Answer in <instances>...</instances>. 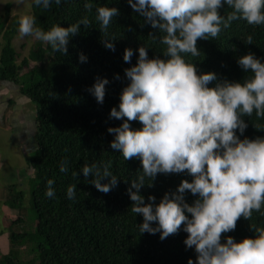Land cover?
Masks as SVG:
<instances>
[{
    "label": "clouds",
    "instance_id": "1",
    "mask_svg": "<svg viewBox=\"0 0 264 264\" xmlns=\"http://www.w3.org/2000/svg\"><path fill=\"white\" fill-rule=\"evenodd\" d=\"M61 2L55 0L56 4ZM127 2L163 33L150 34L152 39L166 45L163 57H149V47L138 46L136 63L124 69L129 82L120 92L118 107L113 106L109 113L122 121L107 129L114 134L111 148L119 150L125 160L138 158L141 162L127 188L133 201L131 210L143 216L137 225L139 231L159 232L163 239L182 227L188 233L184 244L196 252L195 260L189 258L187 264H264V226L251 225L255 235L239 242L231 235L222 242V234L234 230L240 217L249 219L254 210L264 215V136L241 138L248 127L245 116L255 112L264 117V57L252 51L238 57L240 67L251 73L242 82L220 79L214 71L198 72L196 63L186 57L199 56L198 39L218 36L234 20L264 24V0ZM32 3L50 8L53 0ZM93 6V0H85L86 9ZM225 6L229 9L226 15L221 12ZM96 13L107 32L119 9L102 4ZM89 23L84 16L67 26L57 23L45 30L36 25L35 15L25 14L20 17L19 32L67 54L70 38L82 24ZM246 39L251 43L253 37L248 35ZM103 43L115 50L114 39L105 37ZM133 54V48H125L123 60L130 62ZM78 58L87 60L83 52ZM213 81L214 86H209ZM108 83L107 77H97L90 86L97 102L103 103ZM133 120L141 126L132 127ZM110 163H85L72 175L77 177L82 172L85 178L91 177L88 182L96 189L108 192L120 180ZM185 170L191 181L181 180L176 190L166 191L158 203L153 194L145 202L139 190L145 184L151 186L158 173ZM60 171H68L66 159L60 163ZM54 185L55 180L49 178L45 193L49 198L56 196ZM76 190V183L69 184L66 195L75 198ZM186 190L195 196L190 203L185 200Z\"/></svg>",
    "mask_w": 264,
    "mask_h": 264
},
{
    "label": "trees",
    "instance_id": "2",
    "mask_svg": "<svg viewBox=\"0 0 264 264\" xmlns=\"http://www.w3.org/2000/svg\"><path fill=\"white\" fill-rule=\"evenodd\" d=\"M84 3L85 0H62L56 4L53 0L50 8L32 3L36 25L45 30L57 23L67 26L84 16L90 23L82 24L80 31L70 38L67 54L35 38L34 48L19 63V55L12 46L19 31V18L11 16L10 2L0 14V80L18 85L20 94L36 110V149L33 156L26 158L30 173L25 175L29 180L35 227L33 231L18 233L11 225L19 224L21 218L10 221L6 227L10 228L9 247L7 253L0 254V264H22L17 246L24 245L30 247L32 254L26 264H187L189 258L195 260L196 252L194 247L184 244L188 233L182 227L163 239L159 232L139 231L137 225L143 216L131 210L133 201L127 188L141 162L138 158L125 160L119 150L112 149L110 141L114 134L107 131L122 122L109 113L113 106L118 107L120 92L129 82L124 69L136 63L135 50L141 44L149 47V57H163L166 45L150 36L163 33L146 22L127 0H93L92 9H86ZM102 4L119 9L107 32L96 19V8ZM228 11L227 6L221 9L225 15ZM248 35L253 37L251 43L247 42ZM105 37L114 39L115 50L104 46ZM127 47L134 50L130 62L123 60ZM197 47L199 56L186 54V57L196 63L198 72L214 71L220 79L242 82L251 73L245 72L237 59L248 51L264 57V24L234 20L218 36L198 39ZM81 52L87 56L84 62L78 58ZM31 62L37 66L30 67ZM97 77L109 80L103 103L97 102L89 91ZM214 84L215 81L210 82L209 86ZM244 119L248 127L241 138L264 136V117L253 112ZM131 125L138 128L141 122L133 120ZM65 159L68 171L62 172L60 163ZM108 161L111 171L120 178L108 192L96 189L88 182L91 177L85 178L82 172L77 177L72 175L85 163ZM49 178L55 180L56 196L52 198L45 194ZM183 179L191 181L192 176L186 170L158 173L151 186L145 184L139 191L145 202L153 194L158 203L166 191H175ZM72 183L77 185L75 198L66 195L67 186ZM12 188V185L5 188L6 200L10 208L17 209L23 192ZM194 199V194L186 190L185 200L190 203ZM251 225L264 226V215L254 210L251 218L240 217L234 230L222 234V242L227 235L237 242L254 236Z\"/></svg>",
    "mask_w": 264,
    "mask_h": 264
},
{
    "label": "rangeland",
    "instance_id": "3",
    "mask_svg": "<svg viewBox=\"0 0 264 264\" xmlns=\"http://www.w3.org/2000/svg\"><path fill=\"white\" fill-rule=\"evenodd\" d=\"M7 2L12 4V17L16 16L20 20L21 16L25 14H31L32 0H0V14L3 12V7ZM35 43V37L22 36L18 31L12 40V46L19 55L17 61L18 63L21 61V59L29 55V49L34 48ZM33 66H37V64L31 62L30 67ZM14 135H17L16 132H14ZM8 148L9 149L6 150L4 147L0 149V152H2L0 157L7 164L6 167L0 168V254L7 253L8 251V234L10 232V228L8 230L6 227H9L10 221L21 218L22 221L19 222V224L11 225V229L13 231H17L18 233L33 231L35 227V217L30 205L31 198L28 186L29 180L27 179V176H25L29 175L30 172L27 170L28 168L25 167L24 161L25 158L33 156L34 152L28 153L27 155L12 154L10 152L13 148L12 142H10ZM28 150H30V148ZM17 166L19 167V170H16ZM11 185L13 186L12 190L23 192L20 206L17 209L10 208V203H8L6 200L7 194L5 188ZM4 220H7L6 224L4 223ZM17 247L16 248L18 249L22 264H26V262L32 257L30 247H26L25 245Z\"/></svg>",
    "mask_w": 264,
    "mask_h": 264
},
{
    "label": "crops",
    "instance_id": "4",
    "mask_svg": "<svg viewBox=\"0 0 264 264\" xmlns=\"http://www.w3.org/2000/svg\"><path fill=\"white\" fill-rule=\"evenodd\" d=\"M30 103L29 99L20 94L18 85L0 80V149H9L12 142V154L27 155L35 151L36 110ZM24 161L27 167L26 158ZM6 165L0 157V168ZM16 170H19L18 166Z\"/></svg>",
    "mask_w": 264,
    "mask_h": 264
}]
</instances>
